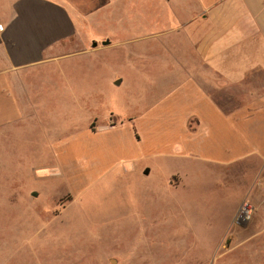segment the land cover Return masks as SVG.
<instances>
[{"label":"rangeland","instance_id":"1","mask_svg":"<svg viewBox=\"0 0 264 264\" xmlns=\"http://www.w3.org/2000/svg\"><path fill=\"white\" fill-rule=\"evenodd\" d=\"M60 1L81 55L29 74L0 114V264H264L263 159L236 154L221 177L196 153L179 39L169 55L148 33L164 0Z\"/></svg>","mask_w":264,"mask_h":264},{"label":"crops","instance_id":"2","mask_svg":"<svg viewBox=\"0 0 264 264\" xmlns=\"http://www.w3.org/2000/svg\"><path fill=\"white\" fill-rule=\"evenodd\" d=\"M164 7L163 19L148 33L167 37L169 55L179 39L180 84L197 97L188 117L196 121V153L221 177L229 175L236 154L248 163L264 162V0H164ZM130 31V40H138L133 19ZM76 33V19L60 0H0V114L8 104L20 111L29 74L58 69L81 55L68 49ZM114 41L115 47L123 42ZM96 42L85 53L107 47Z\"/></svg>","mask_w":264,"mask_h":264},{"label":"built area","instance_id":"3","mask_svg":"<svg viewBox=\"0 0 264 264\" xmlns=\"http://www.w3.org/2000/svg\"><path fill=\"white\" fill-rule=\"evenodd\" d=\"M254 211L255 208L252 204H250L249 202H243L238 208L237 219L248 222L253 217Z\"/></svg>","mask_w":264,"mask_h":264},{"label":"water","instance_id":"4","mask_svg":"<svg viewBox=\"0 0 264 264\" xmlns=\"http://www.w3.org/2000/svg\"><path fill=\"white\" fill-rule=\"evenodd\" d=\"M102 44H103V45H107L108 42L105 41V42H103ZM119 83H120V80H119V81H116V82H115V85H119ZM145 174L147 175V174H148V171H146Z\"/></svg>","mask_w":264,"mask_h":264}]
</instances>
